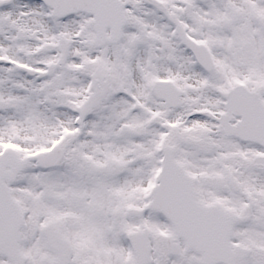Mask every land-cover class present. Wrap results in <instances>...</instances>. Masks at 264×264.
<instances>
[{"label": "snow or ice", "instance_id": "6c2138e0", "mask_svg": "<svg viewBox=\"0 0 264 264\" xmlns=\"http://www.w3.org/2000/svg\"><path fill=\"white\" fill-rule=\"evenodd\" d=\"M0 264H264V0H0Z\"/></svg>", "mask_w": 264, "mask_h": 264}]
</instances>
